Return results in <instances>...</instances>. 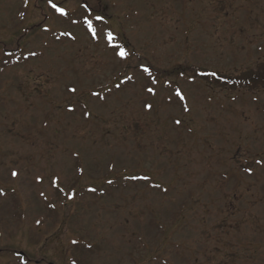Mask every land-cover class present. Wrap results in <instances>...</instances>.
<instances>
[{
	"label": "rangeland",
	"instance_id": "obj_1",
	"mask_svg": "<svg viewBox=\"0 0 264 264\" xmlns=\"http://www.w3.org/2000/svg\"><path fill=\"white\" fill-rule=\"evenodd\" d=\"M54 2L0 0V43L39 54L0 74V264H264V0ZM137 63L171 86L115 90Z\"/></svg>",
	"mask_w": 264,
	"mask_h": 264
},
{
	"label": "snow or ice",
	"instance_id": "obj_2",
	"mask_svg": "<svg viewBox=\"0 0 264 264\" xmlns=\"http://www.w3.org/2000/svg\"><path fill=\"white\" fill-rule=\"evenodd\" d=\"M26 3H27V0H26ZM45 3L50 10H52L54 13L59 14V16L65 17L68 15L66 9L59 6L57 3L54 2V0H45ZM97 19L100 20V19H102V17H97ZM85 23L87 25L88 31L91 33L92 39L98 40L99 37L97 35L96 29L93 27L92 21L85 19ZM43 31L45 33H48L51 31V29H49L48 27H43ZM60 36L71 37V33L62 32V33H60ZM71 38L74 39V37H71ZM56 39L59 40L60 37L57 36ZM115 41H116V37L113 35V33L111 31L107 32L106 36H105V42H106V46L112 50L113 58L115 60L121 62V63H124L125 65H130L131 64V60H130L131 53L125 47L121 46L120 44L116 43ZM38 55L39 54L37 51L30 50L27 55H24L21 57V56L15 55L14 49L13 50L4 49L3 50L4 59L2 60V62L4 64H8L9 63L8 58H12L15 56V60L13 62L18 63L21 58H23L25 61H27L29 59V57H37ZM131 71L133 72V75H129L126 71L123 74V77L119 80V82L114 83L113 88L115 90L123 91L122 86H126L129 84H135L138 77H143L145 79L146 82L143 84V90L145 93H147L149 96H152V97H155L158 95L159 87H163V88L167 89L171 86V81H166L163 83L161 81H159L157 79V77L153 74L151 67L144 64V63H137L134 68H131ZM193 71L196 73L197 76L213 77L216 79H223L221 76L218 75V73L216 71H206V70H197V69H194ZM189 82L192 84H195L196 83L195 77L191 78ZM113 88H108L107 91L109 93H111L113 91ZM68 91L71 93H75L77 91V89L75 87H71L68 89ZM172 92L176 98H178L180 101L184 102L181 105L183 108V111H185V112L190 111L188 104H187V97L185 96L184 92L179 87L173 88ZM91 94L93 96L97 97L101 101L107 100V96L101 95V93L98 91H93ZM169 102H171V97H169ZM144 107L146 110L151 111L153 108V105L151 103L145 102ZM68 111L71 112V111H74V109L70 107L68 109ZM85 114L91 115L90 112H86ZM174 123L179 126L182 123V121L180 119H176L174 121ZM257 163L264 164V161H257ZM79 171L81 172V174L83 173V169H80ZM245 171L248 172V174H251V172H252V170L250 168L245 169ZM18 175H19V173L16 171L11 172V176L13 178L17 177ZM126 179L148 180L150 178L148 176H143V177L131 176V177H126ZM37 182L42 183L43 177H37ZM107 183L112 184L113 181L108 180ZM51 184L54 188H57L59 191L63 192V189L59 188V177L58 176L51 180ZM151 186L153 188H161L160 184H153ZM88 191L94 193V192H96V189L90 188V189H88ZM164 191L166 192L167 189H164ZM3 194H4L3 190L0 189V195H3ZM41 195L43 196L44 193H41ZM75 195H76L75 192H70L67 195V199L72 200L75 198ZM50 207H55V205H50ZM39 223H40V221L38 220L37 224H39ZM72 243L76 244V243H78V241L73 240ZM21 264H26V261L22 260ZM73 264H75V262H73Z\"/></svg>",
	"mask_w": 264,
	"mask_h": 264
},
{
	"label": "trees",
	"instance_id": "obj_3",
	"mask_svg": "<svg viewBox=\"0 0 264 264\" xmlns=\"http://www.w3.org/2000/svg\"><path fill=\"white\" fill-rule=\"evenodd\" d=\"M94 21H96V22H98V23H103V21L100 19V20H98L97 18H95L94 19ZM0 45L2 46V48H3V50L4 49H8V50H15V55L16 56H20V50H19V46H15V48H12L11 47V44H8L7 42L5 43V42H1L0 43ZM13 45V44H12ZM14 46V45H13ZM0 54H2V53H0ZM4 59V57H3V55H0V74L6 69V68H8L9 66H11L14 62V60H15V56L14 57H12V58H8L9 59V63L8 64H4L3 62H2V60ZM226 81H228V80H226ZM73 246H74V250H76L77 252H83V253H85L86 252V250H88V249H90L89 247V245H87V244H85V243H83V242H78V243H76V244H73ZM82 246H85L84 248L85 249H83V247ZM85 250V251H84ZM80 263V262H79Z\"/></svg>",
	"mask_w": 264,
	"mask_h": 264
}]
</instances>
